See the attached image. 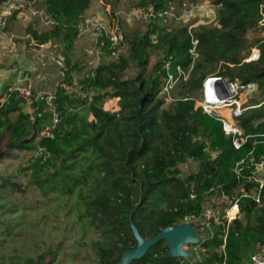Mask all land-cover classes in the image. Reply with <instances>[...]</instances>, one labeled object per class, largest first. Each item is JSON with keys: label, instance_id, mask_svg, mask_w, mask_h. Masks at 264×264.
I'll return each instance as SVG.
<instances>
[{"label": "trees", "instance_id": "trees-1", "mask_svg": "<svg viewBox=\"0 0 264 264\" xmlns=\"http://www.w3.org/2000/svg\"><path fill=\"white\" fill-rule=\"evenodd\" d=\"M126 1L137 8L151 5L154 9L171 4L180 8L182 3ZM36 2L35 7L44 9L56 24L42 33L31 27L27 32L36 43L62 41L67 65L64 85L57 86L51 101L37 100L32 94V112L23 111L27 99L17 91H8L3 100L0 94V141L5 138L4 146L11 151L36 152L16 174L29 169L30 183L42 197L56 190L68 199L73 195L78 209L82 201L85 211L98 219L104 237L112 238L109 246L97 242L100 264H117L124 251L136 246L129 215L139 233L151 238L181 223L185 216H199L208 196L224 192L231 197L237 192L241 182L234 165L251 150L256 156L264 153V37L254 43L259 59L243 61L251 48L245 35L264 18V0H211L217 24L192 29L196 57L189 52L187 23L169 28L152 21L142 34H125L128 58L138 67L137 74L124 77L129 66L126 57L99 62L77 82L82 92H92L91 101L66 88L74 87L72 72L79 66L71 62L70 49L78 36L77 23L91 0ZM112 49L106 40L103 50L110 53ZM151 51L162 56L149 66ZM166 60L171 61L173 73L176 65L188 71L187 80L170 90L173 99L167 105L161 94L168 74ZM208 74L258 83L261 96L244 104L235 119L248 135L239 148L224 133L221 121L196 105ZM107 96L119 97V111L102 107ZM54 113L59 117L58 131L53 137L44 136L41 132L51 125ZM3 154L0 147V158ZM189 161L196 166L183 176L182 165ZM239 202L244 220L237 218L226 229L225 222L212 221L210 228L202 229L204 236L194 243L204 250L201 257H194L193 251L190 261L171 256L165 240H159L130 264H247L250 253L264 246V202L261 207L250 198Z\"/></svg>", "mask_w": 264, "mask_h": 264}, {"label": "rangeland", "instance_id": "rangeland-1", "mask_svg": "<svg viewBox=\"0 0 264 264\" xmlns=\"http://www.w3.org/2000/svg\"><path fill=\"white\" fill-rule=\"evenodd\" d=\"M38 1L36 3L40 4L42 0ZM183 2H192L198 5L197 14L193 18H200L203 22L211 21L209 24L212 25L217 24L216 20H211L213 16L216 18L217 14L211 0H182ZM171 7V9L178 8L176 4H171ZM137 9L139 8L132 6L126 0H91L85 11V14H91V17L82 15L83 21H93L111 27L113 15L118 14V29L123 35L124 41L115 48V55L105 50L98 54L96 51L99 40L94 30L91 27H78V36L70 49V55L75 54V63L78 64L79 69L73 73L74 87H66L69 92L75 91L79 95L81 90L77 84L78 80L99 62L115 61L119 56L129 57V44L125 39V34H142L148 23L153 20L156 24H161L156 18L150 20L133 19L132 16L128 15ZM167 27L173 28L178 27V25L172 22ZM245 37L251 43V48L257 47L254 44L255 41L264 37V22L260 21L255 29L246 33ZM56 41L54 42L56 43L55 46L63 51L62 41L57 39ZM82 45H87L85 48L87 50ZM50 47L48 45L43 48L48 49ZM161 56L159 51H151L148 65H153ZM137 72L138 67L129 60V66L124 71V77H134ZM161 94L166 105L173 99L170 91L166 92L162 89ZM260 96L258 88L254 92H242L240 99L243 104H246L251 98ZM199 99L200 97L197 98L196 105H198ZM102 107L109 111H119V97H105ZM222 113L226 118H229L228 111L222 110ZM87 118L91 120L93 116L88 114ZM4 143L5 138L0 141V147L4 152L0 158V264H100L97 242L109 246L112 238L104 237L102 229L97 227L98 219H94L90 213L85 211L86 206L81 200V207L78 209L75 206L73 195L72 199H68L60 190L55 189L54 194L48 191L51 193L47 197L46 195L42 197L40 192L30 183L29 169L16 174L19 169L28 165L35 157L36 152L11 151L5 148ZM195 166V162L191 161L182 165V175H187ZM9 183L16 186L12 187ZM224 201L225 199L220 196L211 195L207 197L205 206L220 210L225 206ZM240 215L241 219L244 220L243 213ZM1 222L9 225L5 227ZM196 222L200 223V219L182 223L195 225ZM195 234L204 236L200 226L195 228ZM183 248L196 253L194 257H201L200 252L204 251L192 243H185ZM192 257V255L188 256L185 260H193Z\"/></svg>", "mask_w": 264, "mask_h": 264}, {"label": "built area", "instance_id": "built-area-1", "mask_svg": "<svg viewBox=\"0 0 264 264\" xmlns=\"http://www.w3.org/2000/svg\"><path fill=\"white\" fill-rule=\"evenodd\" d=\"M34 1L35 0H6L0 3V28L3 29L7 26L8 17L14 13L21 12H28L31 15H35L38 22L42 23L46 28L53 27L56 24V21L47 15L44 10L35 7ZM171 8V6L167 9H154L153 7L139 8L137 11H132L128 15L132 16L133 19L143 18L150 20L151 18H156L165 26H168L172 22L178 26L187 23V30L191 37V47L189 48V52L196 57L197 39L193 37L192 29L198 25L209 24L211 21L203 22L200 18H193L197 14L198 5L192 2H183L178 9ZM211 20H216L215 16H213ZM260 21L264 22V18ZM78 27H91L94 30L99 40L98 49L96 51L98 54L102 52L106 40L110 42V47L113 48L111 51L112 55H115V48L121 45L124 41V37L118 29V14H115V16L113 15V23L111 27L93 21H83L82 17L77 23V28ZM153 41L156 40L154 39ZM0 51L8 53L5 50L0 49ZM259 53V49L253 47L243 61H257L259 59ZM57 63H59L61 67H64L61 59L57 60ZM164 67L168 71L163 87L164 91L168 92L178 82L187 80L188 71H185L181 66L176 65V72L173 73L170 71L171 61L166 60ZM14 70L17 72L18 76L16 82L13 86L6 89L2 94V98L4 99L8 91L14 90L17 91L21 97L30 100L32 91L27 82V74L22 73L17 67H14ZM257 89L258 83L255 81L244 82L237 78L221 74H208L202 82L198 106L202 108L204 113L214 116L221 121L224 133L232 137V143L235 148H239L248 137V135L244 134L243 128L238 125L235 120L245 109L243 101L240 99V94L247 91L254 92ZM79 95L81 98L87 99L88 101L92 100V92L87 93L81 91ZM52 98L53 96L49 94H40L36 99H46L51 101ZM225 109L229 112V118H226L222 113V110ZM58 122L59 117L54 113L51 125L46 127L41 134L53 137L55 131H58ZM43 150L44 149L40 148V151ZM233 171L237 179L241 182V186L231 197H228L224 192L217 195L225 199V206L222 211L218 208L212 209L210 206H205L204 204L203 210L199 216H185L182 222H191L200 219V223L196 222L195 225L198 224L201 229L210 228L212 221L215 224L225 222L226 229V227L230 226L235 219L240 218L241 216L239 202L241 198H250L254 201L257 207H261L264 202V153L256 156L251 150L243 159L239 160L234 165ZM244 182L248 183V187L244 186ZM249 264H264V246H260L257 250L250 253Z\"/></svg>", "mask_w": 264, "mask_h": 264}, {"label": "crops", "instance_id": "crops-1", "mask_svg": "<svg viewBox=\"0 0 264 264\" xmlns=\"http://www.w3.org/2000/svg\"><path fill=\"white\" fill-rule=\"evenodd\" d=\"M83 16L91 17V14L84 13ZM29 27L38 33L48 29L38 22L35 15L28 12L14 13L8 17L7 26L0 29V49L8 52L0 51V94H3L8 87L15 84L18 76L14 67H17L22 73L27 74V82L35 98L40 94H49L54 99L55 90L62 83L63 71L67 68L65 56L63 51L55 46L56 39L36 43L32 35L27 32ZM48 45L51 47L48 49L43 48ZM86 46L82 45L84 49ZM59 59L63 61L62 65L64 67L57 63ZM70 60L75 63L74 53L70 55ZM62 85L64 84L62 83ZM30 103L31 99L27 100L22 106L24 112H31ZM224 111L228 110L225 109Z\"/></svg>", "mask_w": 264, "mask_h": 264}, {"label": "water", "instance_id": "water-1", "mask_svg": "<svg viewBox=\"0 0 264 264\" xmlns=\"http://www.w3.org/2000/svg\"><path fill=\"white\" fill-rule=\"evenodd\" d=\"M129 228L136 240L134 248L124 251L117 264H130L132 260L140 258L146 250L159 240H165L169 255L188 257L192 255L191 250L184 249L185 243H197L200 237L195 234L196 225L191 223H179L165 227L151 238L143 237L129 215Z\"/></svg>", "mask_w": 264, "mask_h": 264}]
</instances>
